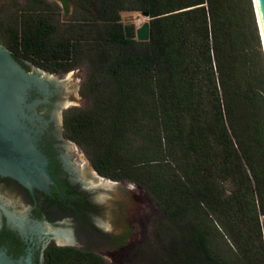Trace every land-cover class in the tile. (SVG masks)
<instances>
[{
  "label": "trees",
  "instance_id": "trees-1",
  "mask_svg": "<svg viewBox=\"0 0 264 264\" xmlns=\"http://www.w3.org/2000/svg\"><path fill=\"white\" fill-rule=\"evenodd\" d=\"M31 1L4 44L47 72L85 66V105L64 111V132L101 175L153 196L168 223L155 230L151 264H264V50L253 0ZM143 11L140 41L122 13ZM47 264L101 263L52 253Z\"/></svg>",
  "mask_w": 264,
  "mask_h": 264
},
{
  "label": "flooded vegetation",
  "instance_id": "flooded-vegetation-1",
  "mask_svg": "<svg viewBox=\"0 0 264 264\" xmlns=\"http://www.w3.org/2000/svg\"><path fill=\"white\" fill-rule=\"evenodd\" d=\"M8 1L12 6L20 4L7 12L1 8ZM31 4V0H0L1 44L6 46L7 32L23 13L17 8ZM30 13L46 11L33 9ZM49 18L54 20L53 15ZM20 62L28 71L34 66L24 64L23 59ZM59 82L49 85L48 100L36 108L44 121L34 122L29 131L38 151L30 159L31 169L24 172L29 179L0 171V252L23 264H47L52 253L57 262L63 254L75 253L97 257L101 264H128L135 256L134 236L141 235L136 225L145 226L150 218L151 194L130 180L112 183L107 179L113 178L101 175L90 161V167L81 162L84 151L64 132V111L58 110ZM31 96L43 98L38 91ZM119 184L125 191L122 198L114 191ZM154 209L161 211L156 202Z\"/></svg>",
  "mask_w": 264,
  "mask_h": 264
},
{
  "label": "water",
  "instance_id": "water-1",
  "mask_svg": "<svg viewBox=\"0 0 264 264\" xmlns=\"http://www.w3.org/2000/svg\"><path fill=\"white\" fill-rule=\"evenodd\" d=\"M256 18L260 30L263 50L264 38V0H253ZM258 13L261 21L258 20ZM141 16L148 18V12L143 11ZM136 37L140 41L149 38V23L144 21L137 26ZM24 64L31 65L29 61L24 60ZM58 77V78H57ZM83 77L79 69L70 71L65 76H59L57 73L47 72L39 67L32 66L28 71L25 66L13 55L11 50L0 43V171L13 175L17 178L29 179L24 172L28 171L31 165V157L38 151L32 143L35 138L29 135L34 127V122L44 121L38 114L36 108L48 100L49 85L57 82L62 87L61 98L58 100L60 109L62 107L72 106L78 86ZM41 92L43 98L32 97L31 92ZM56 111V115L59 114ZM26 123H30L28 126ZM81 162L89 163L85 157L80 154ZM47 172L43 166L39 167ZM92 171L91 168H89ZM112 183L119 181L107 179ZM120 198L123 196V189L118 185ZM125 192V191H124ZM0 264H23L15 261L3 252H0Z\"/></svg>",
  "mask_w": 264,
  "mask_h": 264
},
{
  "label": "rangeland",
  "instance_id": "rangeland-1",
  "mask_svg": "<svg viewBox=\"0 0 264 264\" xmlns=\"http://www.w3.org/2000/svg\"><path fill=\"white\" fill-rule=\"evenodd\" d=\"M53 1L52 5H59L60 3L58 1L55 0H50ZM7 3V2H6ZM17 4H20V2L15 3L12 6V3L8 1L7 3V7L1 8L3 10H6L7 12H9L10 10H12L13 7L17 6ZM60 6V5H59ZM122 18L124 21L129 22L132 21L134 22L137 26L140 25L141 23H143L144 21H146V18L141 16L140 13L137 12H123L122 13ZM79 69L80 71H82L83 73V77L81 79V82L78 86L77 89V93L75 96V100H74V104L72 106H67V107H62V111H65L67 109L70 108H74V107H83L85 105V100L81 97L80 93H79V89L81 86V83L85 77L86 74V69L85 66H79L77 68H75L74 70ZM73 71V70H71ZM70 72V71H69ZM67 73H61L59 76H65ZM86 159V161L89 163V160L87 159V157L85 155H83ZM90 165V164H89ZM119 186L124 190L123 185L119 184ZM152 197V205L153 208L151 209V214H150V218L149 221L146 223V225H136V232L139 230V238L138 236H134L135 241V256L133 258H131L130 262L128 264H151L152 258H153V251H155V249H157V243L155 241V230L159 227H162L165 223V225L168 223V220L165 218V216L162 214L161 211H156L154 209L155 207V200ZM147 211H149L148 207H147ZM167 244V240H164V245Z\"/></svg>",
  "mask_w": 264,
  "mask_h": 264
},
{
  "label": "bare ground",
  "instance_id": "bare-ground-1",
  "mask_svg": "<svg viewBox=\"0 0 264 264\" xmlns=\"http://www.w3.org/2000/svg\"><path fill=\"white\" fill-rule=\"evenodd\" d=\"M258 20H259V23H260V29H261V21H260L259 13H258ZM261 32H262V36H263V38H264V34H263L262 29H261Z\"/></svg>",
  "mask_w": 264,
  "mask_h": 264
}]
</instances>
